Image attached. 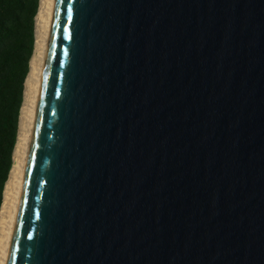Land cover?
<instances>
[{"label": "water", "instance_id": "water-1", "mask_svg": "<svg viewBox=\"0 0 264 264\" xmlns=\"http://www.w3.org/2000/svg\"><path fill=\"white\" fill-rule=\"evenodd\" d=\"M7 264H264V0H55Z\"/></svg>", "mask_w": 264, "mask_h": 264}, {"label": "trees", "instance_id": "trees-1", "mask_svg": "<svg viewBox=\"0 0 264 264\" xmlns=\"http://www.w3.org/2000/svg\"><path fill=\"white\" fill-rule=\"evenodd\" d=\"M39 0H0V207L13 164Z\"/></svg>", "mask_w": 264, "mask_h": 264}, {"label": "bare ground", "instance_id": "bare-ground-1", "mask_svg": "<svg viewBox=\"0 0 264 264\" xmlns=\"http://www.w3.org/2000/svg\"><path fill=\"white\" fill-rule=\"evenodd\" d=\"M54 6L55 0H39L35 16L34 50L24 84L13 164L4 186L0 207V264L8 262L46 64Z\"/></svg>", "mask_w": 264, "mask_h": 264}]
</instances>
